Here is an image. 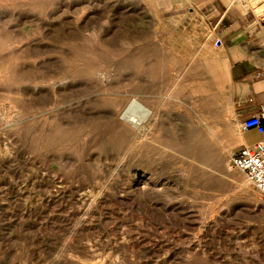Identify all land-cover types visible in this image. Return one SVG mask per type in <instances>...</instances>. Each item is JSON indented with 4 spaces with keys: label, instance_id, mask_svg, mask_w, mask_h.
I'll return each mask as SVG.
<instances>
[{
    "label": "rangeland",
    "instance_id": "374dc122",
    "mask_svg": "<svg viewBox=\"0 0 264 264\" xmlns=\"http://www.w3.org/2000/svg\"><path fill=\"white\" fill-rule=\"evenodd\" d=\"M219 34L188 0H0V264H264Z\"/></svg>",
    "mask_w": 264,
    "mask_h": 264
},
{
    "label": "crops",
    "instance_id": "0c3cea01",
    "mask_svg": "<svg viewBox=\"0 0 264 264\" xmlns=\"http://www.w3.org/2000/svg\"><path fill=\"white\" fill-rule=\"evenodd\" d=\"M207 14L227 65L234 112L239 121L237 146L264 140V133L243 130L240 122L264 103V21L241 0H188Z\"/></svg>",
    "mask_w": 264,
    "mask_h": 264
},
{
    "label": "built area",
    "instance_id": "2783aa9c",
    "mask_svg": "<svg viewBox=\"0 0 264 264\" xmlns=\"http://www.w3.org/2000/svg\"><path fill=\"white\" fill-rule=\"evenodd\" d=\"M261 20L264 21V16ZM240 125L243 130L255 129L264 133V103L260 104L256 113L244 118ZM230 160L232 166L242 170L264 197V140L240 147L232 153Z\"/></svg>",
    "mask_w": 264,
    "mask_h": 264
},
{
    "label": "bare ground",
    "instance_id": "6f19581e",
    "mask_svg": "<svg viewBox=\"0 0 264 264\" xmlns=\"http://www.w3.org/2000/svg\"><path fill=\"white\" fill-rule=\"evenodd\" d=\"M135 106L137 107H140V108H145V105L139 101V100H134V103H133Z\"/></svg>",
    "mask_w": 264,
    "mask_h": 264
}]
</instances>
